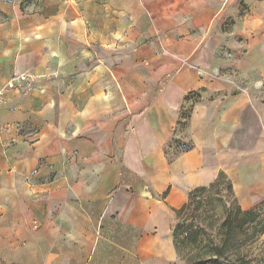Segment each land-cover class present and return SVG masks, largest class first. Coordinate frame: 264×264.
<instances>
[{"label": "crops", "instance_id": "0c3cea01", "mask_svg": "<svg viewBox=\"0 0 264 264\" xmlns=\"http://www.w3.org/2000/svg\"><path fill=\"white\" fill-rule=\"evenodd\" d=\"M151 1L172 53L144 50L141 70L90 67V0H0V85L42 76L0 98V264H175L189 191L223 173L240 208L264 199V0L230 32L240 70L212 67V3Z\"/></svg>", "mask_w": 264, "mask_h": 264}, {"label": "rangeland", "instance_id": "374dc122", "mask_svg": "<svg viewBox=\"0 0 264 264\" xmlns=\"http://www.w3.org/2000/svg\"><path fill=\"white\" fill-rule=\"evenodd\" d=\"M207 1L214 5L212 6L214 8L212 15L219 19L221 31L224 33L220 45L216 48L217 62H215L217 64H212V67H218L221 70H240L241 68L236 62V57L239 54L236 51L242 54L246 47L244 43H238L240 40L235 39V36L232 37L230 32L234 26L240 25L242 20L249 18L248 15L253 13L250 11V3L254 0ZM169 3V6L173 8L174 4L171 0ZM159 7L160 5L156 6L155 1L151 0H90V9L86 16L90 26L79 27L80 34L84 35L88 32L90 35V67L95 63L102 66L103 63L107 67L120 64L134 66L141 70H150L149 66L146 68L140 64H134L141 52L147 50L157 53L161 57H168L172 52L167 44V29L158 19V16L164 12ZM192 13L197 14L198 11L188 13L185 10H176L173 15L175 20H177L176 18L181 20L187 14L190 16ZM36 33L38 34V32ZM176 61L181 65L187 61V58L180 56ZM161 63L160 65L166 66V62ZM23 72L35 74L32 71ZM248 76L252 83L256 80V75ZM242 79L238 80L240 85H249ZM8 80L2 86L0 85V98L4 90L8 89ZM259 84L261 85L260 82L256 83V87ZM256 87H252L253 92L264 101V88ZM177 141L181 148L189 145L186 138H180ZM228 184L226 177L222 176L217 185L205 191H197L193 200L189 201L188 209L185 212L177 214L175 211L174 218L169 219V226L178 222L183 224L181 228L183 231L178 234V257L175 264H188L193 260L194 256L200 252L199 240H203V243L207 239L219 240L224 233L222 224L225 218L227 216L234 218L238 213L240 207ZM252 215H255V219L249 226L259 230L264 226V205L253 211L250 217ZM186 237H188L187 240ZM248 248L253 252L254 263L264 264V232L260 235L259 240L249 244Z\"/></svg>", "mask_w": 264, "mask_h": 264}, {"label": "trees", "instance_id": "16d2710c", "mask_svg": "<svg viewBox=\"0 0 264 264\" xmlns=\"http://www.w3.org/2000/svg\"><path fill=\"white\" fill-rule=\"evenodd\" d=\"M222 176L225 175L219 173L212 183L207 186L196 187L189 191L187 201L176 210V213L185 212L188 209L189 201L193 200L197 191H205L217 185L218 180ZM227 181L231 189L230 181L228 179ZM263 205L264 199L249 209L241 210L238 208V213L234 218L227 216L222 224L224 233L220 239H207L205 243H203V240H199L200 252L188 264H255L253 252L248 248V245L256 243L259 240L260 235L264 232V226L259 230L249 226L255 219V215L251 217L250 215ZM182 227L183 224L178 222L173 228V242L177 251L178 234L182 233ZM187 238L185 239L187 240Z\"/></svg>", "mask_w": 264, "mask_h": 264}, {"label": "built area", "instance_id": "2783aa9c", "mask_svg": "<svg viewBox=\"0 0 264 264\" xmlns=\"http://www.w3.org/2000/svg\"><path fill=\"white\" fill-rule=\"evenodd\" d=\"M42 76L30 73V72H20L13 74L8 82L7 88L14 89V90H29L32 87H35L39 83V79ZM43 89L41 88V91Z\"/></svg>", "mask_w": 264, "mask_h": 264}]
</instances>
